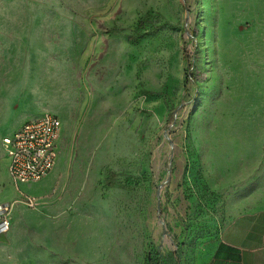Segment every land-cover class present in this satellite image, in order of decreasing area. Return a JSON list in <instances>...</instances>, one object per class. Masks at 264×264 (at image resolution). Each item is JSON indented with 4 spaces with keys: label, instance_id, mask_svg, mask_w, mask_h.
<instances>
[{
    "label": "rangeland",
    "instance_id": "1",
    "mask_svg": "<svg viewBox=\"0 0 264 264\" xmlns=\"http://www.w3.org/2000/svg\"><path fill=\"white\" fill-rule=\"evenodd\" d=\"M167 1L177 14L160 0H0V95L38 93L62 122L40 183L8 174L0 187L19 191L12 207H67L43 232L11 211L9 264H175L181 246L178 264H192L228 204L264 200V4L203 13L201 0Z\"/></svg>",
    "mask_w": 264,
    "mask_h": 264
},
{
    "label": "crops",
    "instance_id": "2",
    "mask_svg": "<svg viewBox=\"0 0 264 264\" xmlns=\"http://www.w3.org/2000/svg\"><path fill=\"white\" fill-rule=\"evenodd\" d=\"M231 2L232 0H201L199 10L203 13L216 11L228 13L232 11V8H227L231 6ZM257 2L255 3V1L249 0V2L242 3L241 1L239 11H251L253 10L252 6H257ZM160 3L161 8L168 15L177 14V2L174 6L170 5L167 0H160ZM247 4L249 7H244ZM259 4L262 6L264 1L260 0ZM117 40H120L122 45L127 47L131 44L125 36H116L114 41ZM145 41L148 42V40ZM162 41L163 38H161L158 44ZM158 44L151 45L157 46ZM165 44L168 48V54H173L175 60L174 66L170 65L171 72L168 75V81L173 85L176 81V76L173 72L177 68L178 57L172 49V42L169 38L165 40ZM0 99V136L2 135V138L11 135L25 121L38 117L44 112H51L49 110L52 109L50 104H45L41 100L38 93L31 91L24 92L21 97L22 100L19 103H17L19 96L14 93L1 94ZM56 115L60 118L58 114ZM8 157L7 152L6 159L0 161V164L3 163L0 169V179H4L9 174L7 168L9 163ZM27 182L40 183V181ZM42 183L44 184L43 181ZM13 184H2L0 187V203L7 202L19 193L18 190L13 189ZM108 201L109 199L107 198L104 203L106 204ZM243 202L241 200L229 202L230 204L226 208L227 215L229 216L225 218L224 225L217 230L218 233L213 238L207 240L208 242L203 249L196 251L197 255H195L197 256V260L195 259L192 264H264V200L257 198L248 201L247 204ZM239 205H248L249 207L242 209ZM12 209V219L15 223L23 222L26 224L31 221L30 224H32L34 229L43 232L46 227L45 224H48L51 219L50 216L61 209L66 211L67 207H58L54 204H49V206L42 209H29L21 204H17ZM95 210L97 211V208ZM2 231L0 229V234H2ZM13 256L15 257L13 246L7 247L0 244V264H9V260ZM22 263L24 264V261Z\"/></svg>",
    "mask_w": 264,
    "mask_h": 264
},
{
    "label": "built area",
    "instance_id": "3",
    "mask_svg": "<svg viewBox=\"0 0 264 264\" xmlns=\"http://www.w3.org/2000/svg\"><path fill=\"white\" fill-rule=\"evenodd\" d=\"M60 128V118L55 113L44 112L2 138L9 155L8 173L13 180L37 181L49 172L55 161ZM24 204L33 207L35 197L26 195ZM11 211V204L0 203V229L3 231L10 224Z\"/></svg>",
    "mask_w": 264,
    "mask_h": 264
},
{
    "label": "trees",
    "instance_id": "4",
    "mask_svg": "<svg viewBox=\"0 0 264 264\" xmlns=\"http://www.w3.org/2000/svg\"><path fill=\"white\" fill-rule=\"evenodd\" d=\"M151 13L152 10H148L141 18L138 19V24L135 26V30L139 33L143 27H145L148 24H151ZM155 28V27H154ZM127 40H129L130 42L134 43L136 41V37L134 35H129L128 37H126ZM193 67V63L191 62L189 64V70L192 69ZM116 175V173L114 171H111L109 169L105 170V183L107 184H111L112 181L111 179ZM174 252L177 251L178 252V261L175 264H178L179 261L182 258V253H183V247H179L175 250H173ZM172 251V252H173ZM169 253V252H168ZM167 253V254H168ZM147 264H167V262H162L160 260H157V258L151 256L148 258L147 260Z\"/></svg>",
    "mask_w": 264,
    "mask_h": 264
},
{
    "label": "bare ground",
    "instance_id": "5",
    "mask_svg": "<svg viewBox=\"0 0 264 264\" xmlns=\"http://www.w3.org/2000/svg\"><path fill=\"white\" fill-rule=\"evenodd\" d=\"M155 40H156V39H155ZM150 41H153V40H150ZM154 43H155V42H154ZM154 43H153V44H154ZM8 159H9V157H8Z\"/></svg>",
    "mask_w": 264,
    "mask_h": 264
}]
</instances>
